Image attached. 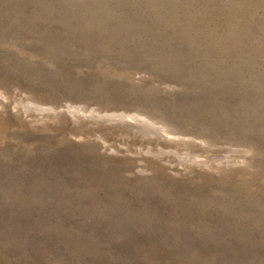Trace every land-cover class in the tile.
Wrapping results in <instances>:
<instances>
[{
	"label": "rangeland",
	"instance_id": "rangeland-1",
	"mask_svg": "<svg viewBox=\"0 0 264 264\" xmlns=\"http://www.w3.org/2000/svg\"><path fill=\"white\" fill-rule=\"evenodd\" d=\"M0 264H264V0H0Z\"/></svg>",
	"mask_w": 264,
	"mask_h": 264
},
{
	"label": "bare ground",
	"instance_id": "bare-ground-1",
	"mask_svg": "<svg viewBox=\"0 0 264 264\" xmlns=\"http://www.w3.org/2000/svg\"><path fill=\"white\" fill-rule=\"evenodd\" d=\"M18 100H16V101H18ZM18 103H19V106H22V108H24L26 111L28 109L31 110L30 108H34V109H37V110L40 108V110H41V107L36 106V105L30 103V101H28V100L27 101L21 100ZM68 108H69V110H71L70 109L71 106H68ZM117 112L116 113H113L112 112L113 114H110V113L107 114L106 113L105 115L102 116L98 112H95L94 113V111H93V113L91 114V117L92 118H95V117L100 118V119H102V121L105 124L116 123V124L120 125L123 130H129L130 133L134 137L138 138L140 141H143V140L145 141L146 140V141L156 142L158 145H160L162 142H167L168 144H174L175 142H178L177 141L178 139L175 140V141L174 140H167L166 138H168V137L166 135H170L169 133H173V132H171L169 129H167L160 122L154 121V120L150 119L149 117L146 118L147 116L146 117H143V116H145L144 114H141V113L136 112V114L130 115L131 114L130 113L129 115H127V114L125 115L124 113H122V114L120 113L119 114ZM190 137H193V136H191L189 134H179V135H177L176 138H180V139L183 138V139H186L187 140ZM179 141H185V140H179ZM158 148L159 149H156V150L153 151V149H151V148L148 147L146 149L148 155L151 154V155L156 156V153L159 151L161 153L160 156H166L165 155L166 152H167V155H169L171 153V154L175 155L181 162H183V161H188V163L189 162H205V163L207 162V159L205 157H202L201 158L198 153L197 154L196 153H192L189 150L187 151L185 149L184 150L182 149L183 151H178L177 149L172 148V147L171 148H164V147H160V146H158ZM164 152H165V154H163ZM225 156H223V157H225Z\"/></svg>",
	"mask_w": 264,
	"mask_h": 264
}]
</instances>
